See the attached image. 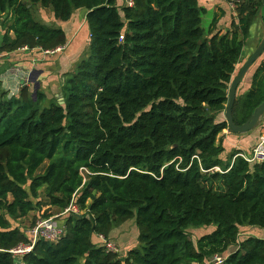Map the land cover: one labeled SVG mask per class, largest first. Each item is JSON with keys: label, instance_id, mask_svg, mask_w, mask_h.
I'll use <instances>...</instances> for the list:
<instances>
[{"label": "trees", "instance_id": "1", "mask_svg": "<svg viewBox=\"0 0 264 264\" xmlns=\"http://www.w3.org/2000/svg\"><path fill=\"white\" fill-rule=\"evenodd\" d=\"M133 2L0 0V55L66 45L62 28L35 19L37 7L64 23L83 12L88 36L64 75L62 105H45L41 93L33 101L26 87L7 99L0 82V264H264V161L249 164L235 149L221 159L228 88L256 18L264 30L261 0H226L235 18L217 29L224 11L215 12L206 31L203 0ZM248 73L232 108L237 126L264 102V53ZM253 132L250 151L259 130L242 135ZM70 206L56 241L32 244L9 221L47 208L32 231ZM131 220L139 245L119 257L106 240ZM243 225L258 238L239 240ZM211 226L195 243L188 237ZM31 245L19 261L10 254Z\"/></svg>", "mask_w": 264, "mask_h": 264}, {"label": "crops", "instance_id": "2", "mask_svg": "<svg viewBox=\"0 0 264 264\" xmlns=\"http://www.w3.org/2000/svg\"><path fill=\"white\" fill-rule=\"evenodd\" d=\"M206 2H208V0H203V3ZM204 8L207 10V15L212 17L214 12H210V9L205 7V5ZM38 14L39 16L36 19L38 22L48 26L52 25L50 22H54L56 23L55 26L60 27V24L54 20L51 12L40 8ZM227 18L229 17L225 14L220 20L217 29L226 30L229 27L230 21ZM60 28H62L66 36V45L62 47L61 50L44 52L37 48L28 50L20 49L11 54L0 55V82L2 89L6 93L7 99L17 97L19 90L23 87L28 88L30 97H32L33 101L36 100L38 93L43 94L45 105L51 100H57L59 98L64 75L74 71L77 63L80 61L79 57L81 56V53L78 52V48L84 44L78 37L81 31L78 22H75L73 27L68 29V32L64 30L66 27L63 28V26H61ZM263 33L264 30L261 25H259L255 30L256 41L254 38L252 39V36L249 37L242 54L243 62L252 54L263 36ZM84 49L83 47L82 51ZM250 79L251 73H248L242 80V85L238 92L236 90L237 97L241 96L249 88ZM261 122L262 125L258 128V139L264 137V117ZM254 132L249 136H242L232 135L224 131L222 134L223 141L225 142L224 145L226 146L227 144L229 146V152L235 149L247 153L256 142L254 140L256 138Z\"/></svg>", "mask_w": 264, "mask_h": 264}, {"label": "rangeland", "instance_id": "3", "mask_svg": "<svg viewBox=\"0 0 264 264\" xmlns=\"http://www.w3.org/2000/svg\"><path fill=\"white\" fill-rule=\"evenodd\" d=\"M225 1L226 0H208V2H206V3L202 2L201 4H203V5H205V7L209 8L210 12L213 11L214 13L215 12L218 13L219 11H224V15L226 14V16L229 17L227 19L229 21H232L235 18L234 17L235 16V12H234L235 9L234 10L228 9ZM125 3H126V0H118V4H117L118 8L121 9V7H122L121 5L124 6ZM39 10H40L39 7L34 9L35 19H37L39 16V14H38ZM48 12H50V11H48ZM84 16L85 15L83 12H74L73 17L70 20V22H68L66 24L64 22H59V21H57V22L60 24V27L61 26H63V28L66 27L64 30L66 32H68V29L72 28L76 21H79L80 22V29H83L85 31ZM261 16H262V18H264V11L261 13ZM211 18L212 17H210V15H207V14L202 16L201 27L204 29V31L207 30V28L210 24ZM50 23L52 24L51 26L56 25V23H54V22H50ZM260 23H262L260 21V19L256 18L254 20L251 28H250L249 36L250 37L252 36V39L254 38L255 41H256L255 30H256L257 26H259ZM252 33H254V34H252ZM84 34L86 37L85 40L87 39V44H83V46L81 45L80 48H78V52H81L83 47L85 48L84 51L81 52V56L79 57V60L85 55V53H86L85 51L87 50V47H88V36H87L86 31L84 32ZM85 40H82V41H85ZM58 49L59 48H57L56 50H58ZM261 125H262V122L258 127H260ZM257 130H258V128H257ZM228 152H229V149L225 148L221 154V159H226L228 156ZM250 152L251 151H249V153ZM245 154H248V153H245ZM46 209L47 208H43V210L39 213L38 212H32V213H30L29 217L18 220L19 222L18 221H12V220H9V221H10L12 226H18L22 230L24 235L26 237H28L31 234L30 233L31 230L29 228L31 221L33 220V218H35V221L42 218V214L44 213V211ZM48 213H53L54 216L52 218L56 224L64 225L68 216L71 213H75V212H68L66 214H60V213H57V211H55V210H52V211L49 210ZM213 229H214L213 226L207 227V228H202V229H189V230H187V233H188V237L190 238V240L195 243L199 237H201L204 234L211 232ZM247 237H257L258 238V229L251 228L247 225H243V226L239 227V240H242V239L247 238ZM91 240L95 242V245H101V246L105 245L102 242V240H100L97 236L94 237V240L93 239H91ZM106 244H109L110 245L109 249L112 250V252L116 253L119 257H124L127 251H129L132 248L138 247V245H139L138 244V230H137V227H136L134 220H131V221L125 222L119 226L113 227V229H112V231L108 237V240H106ZM17 259L19 261L21 258L18 257Z\"/></svg>", "mask_w": 264, "mask_h": 264}, {"label": "water", "instance_id": "4", "mask_svg": "<svg viewBox=\"0 0 264 264\" xmlns=\"http://www.w3.org/2000/svg\"><path fill=\"white\" fill-rule=\"evenodd\" d=\"M263 10H264V0H261L260 7L258 9V14L260 18ZM263 53H264V34L261 37L259 43L257 44L252 54L243 63L237 75L233 78V80L229 85L228 95H227L228 100L224 111V118L228 126L227 132L232 135H244L249 132H252L253 130L257 129V127L261 124V121L264 117V102H262L258 107H256L252 112L248 121L240 126L234 124L232 117V108L235 101L237 87L245 77L248 70L263 55ZM58 104L59 105L63 104V99L61 94L59 95L58 98Z\"/></svg>", "mask_w": 264, "mask_h": 264}, {"label": "built area", "instance_id": "5", "mask_svg": "<svg viewBox=\"0 0 264 264\" xmlns=\"http://www.w3.org/2000/svg\"><path fill=\"white\" fill-rule=\"evenodd\" d=\"M246 0H227L229 7L233 8L235 5H238L241 2ZM134 2L133 0H126L125 6L133 7ZM123 37H120L122 39ZM22 50H28L27 47H23ZM58 50H61L59 48ZM238 157L243 159L245 162L249 164H258L264 161V137L260 138L255 148L251 151L249 155L238 154ZM75 211L73 206H70L64 214ZM63 233V229L59 228L56 223L53 221V218L41 220L37 222V226L31 231V235L33 236L32 244L36 240V238L42 237L48 240L56 241L61 234ZM102 238V237H101ZM107 248H110V245H107ZM32 250L31 246H20L16 249L10 251L14 257L23 256L24 254L29 253ZM0 252H2L0 250ZM223 261L221 257H214L211 261L213 264H221Z\"/></svg>", "mask_w": 264, "mask_h": 264}, {"label": "clouds", "instance_id": "6", "mask_svg": "<svg viewBox=\"0 0 264 264\" xmlns=\"http://www.w3.org/2000/svg\"><path fill=\"white\" fill-rule=\"evenodd\" d=\"M226 132H227V130H226ZM250 153H251V152H250ZM250 153H248V154H245V153H243V152H242L241 154H244V155H249ZM236 157H238V156H236ZM239 158H240V157H239ZM63 214H64V213H63Z\"/></svg>", "mask_w": 264, "mask_h": 264}]
</instances>
